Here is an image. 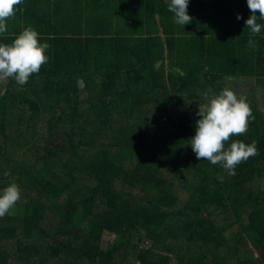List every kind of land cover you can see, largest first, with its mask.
<instances>
[{
  "label": "trees",
  "instance_id": "16d2710c",
  "mask_svg": "<svg viewBox=\"0 0 264 264\" xmlns=\"http://www.w3.org/2000/svg\"><path fill=\"white\" fill-rule=\"evenodd\" d=\"M188 14L182 27L168 0L17 6L0 44L31 27L50 48L26 85L8 78L0 93V194L22 192L0 218V264H264L258 103L243 96L254 118L225 145L258 146L235 176L190 146L201 94L236 91L231 79L264 91V27H246L247 0H189ZM30 121L46 133L25 146ZM220 216L237 229H220ZM105 233L115 238L104 246Z\"/></svg>",
  "mask_w": 264,
  "mask_h": 264
},
{
  "label": "clouds",
  "instance_id": "9594fccd",
  "mask_svg": "<svg viewBox=\"0 0 264 264\" xmlns=\"http://www.w3.org/2000/svg\"><path fill=\"white\" fill-rule=\"evenodd\" d=\"M24 0H0V34L7 32V21L17 12V6ZM251 16L246 27L253 35H259L264 25L257 23L264 20V0H247ZM189 0H168V11L174 14V22L184 27L192 22L188 14ZM237 19H242L240 15ZM249 48L255 42L249 39ZM50 48L47 43H40L39 33L31 27L25 28L12 44H0V81L12 78L23 86L30 76L38 74L49 57L45 54ZM195 136L190 140L191 148L198 160H205L212 165L221 164L228 175H236V167L249 158L258 155L255 142L245 144L236 141L226 149V143L233 136H243L249 131V120L253 119L252 109L243 96H239L230 87L224 88L218 95L213 94L206 105L199 107ZM5 176L9 173L5 172ZM219 178V177H218ZM22 199V192L15 183L6 187L0 194V218L8 214Z\"/></svg>",
  "mask_w": 264,
  "mask_h": 264
},
{
  "label": "rangeland",
  "instance_id": "374dc122",
  "mask_svg": "<svg viewBox=\"0 0 264 264\" xmlns=\"http://www.w3.org/2000/svg\"><path fill=\"white\" fill-rule=\"evenodd\" d=\"M232 81H226V84L229 85H233L235 86V90L238 92V94L245 96L246 98L252 100L254 99L257 103H258V109L264 114V91L261 89V87L256 86V81L255 80H235V79H231ZM6 87V82L5 80L0 81V93L3 94L4 90ZM234 88V87H232ZM210 97L209 96H203V94H201V99H202V105H206L208 102V99ZM201 105V106H202ZM199 111V109L197 110H190V115L192 118H195L197 116V112ZM36 121V120H35ZM31 124L32 127H29V130L27 132V134L25 135V146H32V144H34V140L36 139V136L39 134H44L45 129H44V125L43 122H36V125H34V123L32 124L31 121L29 123V125ZM24 126H27V124H24ZM12 127L17 128L18 124L15 123L12 125ZM38 134H37V132ZM17 134V132H16ZM47 135V134H46ZM35 145V144H34ZM231 207V206H230ZM237 221V217L234 216H229L227 219H224L223 216H220L217 219V224L220 227V229H225L227 228L228 224H233L235 225V227H233L234 230H236V223ZM229 232V230H227ZM115 238V236L112 234L110 235L109 233H105L104 235V239L102 241V245H106L107 242L109 240H113ZM149 241H146V244H144V246H142L143 248L151 246L152 243H148ZM148 244V245H147ZM256 256H258V254L256 253Z\"/></svg>",
  "mask_w": 264,
  "mask_h": 264
},
{
  "label": "built area",
  "instance_id": "2783aa9c",
  "mask_svg": "<svg viewBox=\"0 0 264 264\" xmlns=\"http://www.w3.org/2000/svg\"><path fill=\"white\" fill-rule=\"evenodd\" d=\"M135 264H144V263H142L141 261H137Z\"/></svg>",
  "mask_w": 264,
  "mask_h": 264
},
{
  "label": "bare ground",
  "instance_id": "6f19581e",
  "mask_svg": "<svg viewBox=\"0 0 264 264\" xmlns=\"http://www.w3.org/2000/svg\"><path fill=\"white\" fill-rule=\"evenodd\" d=\"M143 263V262H142Z\"/></svg>",
  "mask_w": 264,
  "mask_h": 264
}]
</instances>
